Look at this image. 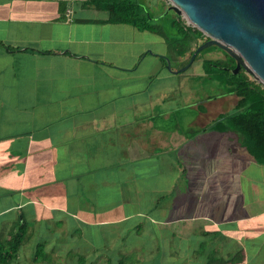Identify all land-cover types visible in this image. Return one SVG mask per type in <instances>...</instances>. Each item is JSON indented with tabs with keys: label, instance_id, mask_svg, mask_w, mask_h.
<instances>
[{
	"label": "crops",
	"instance_id": "obj_1",
	"mask_svg": "<svg viewBox=\"0 0 264 264\" xmlns=\"http://www.w3.org/2000/svg\"><path fill=\"white\" fill-rule=\"evenodd\" d=\"M84 2L0 0V242L21 227L33 260L40 245L42 259L81 264L121 229L154 235L162 259L264 257V165L214 130L237 97L222 85L201 112L153 114L143 85L164 64L146 34L159 32Z\"/></svg>",
	"mask_w": 264,
	"mask_h": 264
},
{
	"label": "rangeland",
	"instance_id": "obj_2",
	"mask_svg": "<svg viewBox=\"0 0 264 264\" xmlns=\"http://www.w3.org/2000/svg\"><path fill=\"white\" fill-rule=\"evenodd\" d=\"M122 1L131 3L134 7L133 12L135 13V15L138 18L145 19L152 27L157 30V32H159L157 36L146 34V43L148 44V48H150L147 49V51H149L151 55L156 53L159 57H161L164 64L159 76H147L148 79L143 85V89L146 88V95H148V97H150V95H153L155 98L154 104L151 105L154 107V109L152 110L154 111L153 114L161 115L162 112L175 111L177 109L178 111L183 110L184 112H188L191 110L198 113V111L201 112L202 110H204V108L206 107L205 104L208 101L219 99L221 93H223L224 91V87L222 86V84L220 85L216 80L209 79V77L206 75V67L202 66V61L206 59L225 61L227 60L225 58L226 53L219 49L217 46H209L201 51L197 60L189 68L181 71L183 68L188 66L189 60L191 58V51L188 53V51L191 49V42H189L186 34L183 31L172 24L173 21H175V17L177 16L169 8L171 6V3L168 0ZM98 15L99 17H103L104 13H99ZM180 19L186 27H189L190 29L194 28L189 23H187V20L183 15L180 16ZM143 69L144 68H141V70H139L140 73L141 71H143ZM213 72L217 73V70L213 69ZM231 99V101H228V107L221 105L223 110H225L224 112L227 116L236 111L235 109L230 108L233 104H235L236 98L233 97ZM215 106V103L211 104V107ZM149 110L150 108L148 107L147 111L149 112ZM196 113L189 116V118H192L194 115H196ZM194 129H196L197 131ZM203 132L207 131L203 128H194V126H191L189 128V133L190 135H193V137L195 134H202ZM203 148L205 151H203L202 147H198L199 151L195 150L194 154L204 153L205 155L203 154V156L209 158L208 152H206L207 147L203 146ZM220 151H222L221 148ZM202 160L203 158L201 155H196V157H194V161L196 164L202 163ZM119 232L120 234H115L116 236L114 243L109 241L111 246L110 250H104L102 251V253H95V255L90 254L85 258H80V263L204 264L205 258H200L196 255L193 258L185 257L180 259H162L159 257V253L153 251L154 247L157 246L154 235L151 237H147V239L143 235L136 236L133 233H130L131 235L128 234L125 237V235H123V233L121 232V229H119ZM142 238L147 239V241L146 246L141 252L136 251L130 253L128 250L126 252L123 251V249L126 248L128 244L132 246H134L135 244H141L144 246ZM32 244L34 243H31V246ZM121 245H123L124 248L120 251ZM37 247V258L35 260H33L32 258L33 255H26L27 253H24L23 249L19 250L18 248L17 252H20L21 256L19 255L17 258L14 257L9 264H35V262H37L38 264H58L59 262L65 263L66 261H72L73 264H77L78 262L79 264L78 260H65V258L42 259L40 253H42L43 251H41L40 245H37ZM31 253L34 254L32 251ZM248 256L242 264H264V257L257 259ZM234 263L239 264L236 263V261ZM0 264L5 263L1 262Z\"/></svg>",
	"mask_w": 264,
	"mask_h": 264
},
{
	"label": "trees",
	"instance_id": "obj_3",
	"mask_svg": "<svg viewBox=\"0 0 264 264\" xmlns=\"http://www.w3.org/2000/svg\"><path fill=\"white\" fill-rule=\"evenodd\" d=\"M84 6L106 12L108 15L106 22L108 23L127 24L141 31L157 34V30L145 19L138 18L135 15L133 12L134 7L129 2L122 0H85ZM169 8L177 16L172 24L186 34L189 42L195 41L202 44L208 40L196 28H191V30L186 27L182 23L180 15L171 6ZM200 53L195 56L193 62L197 60ZM225 58L227 59L225 61H202L203 66L206 67V75L209 79L221 83L226 88L227 95H233L238 99L236 111L217 119L214 123L216 124L214 130L236 134L239 138V143L253 160L264 165V87L252 79L243 69H240L237 74H233L236 65L235 61L227 54H225ZM213 69L217 70V73H214ZM23 234L24 232H21L20 227L11 236L10 241L0 242V263L9 264L17 255L18 248L23 243ZM235 261H237L236 258H208L205 264H232Z\"/></svg>",
	"mask_w": 264,
	"mask_h": 264
},
{
	"label": "water",
	"instance_id": "obj_4",
	"mask_svg": "<svg viewBox=\"0 0 264 264\" xmlns=\"http://www.w3.org/2000/svg\"><path fill=\"white\" fill-rule=\"evenodd\" d=\"M168 1L208 38L193 52L188 66L204 48L217 46L235 61L233 74L243 69L264 87V0Z\"/></svg>",
	"mask_w": 264,
	"mask_h": 264
},
{
	"label": "bare ground",
	"instance_id": "obj_5",
	"mask_svg": "<svg viewBox=\"0 0 264 264\" xmlns=\"http://www.w3.org/2000/svg\"><path fill=\"white\" fill-rule=\"evenodd\" d=\"M183 15H184V14H183ZM184 17L186 18L187 22H188L189 24H191V21L187 19L186 15H184Z\"/></svg>",
	"mask_w": 264,
	"mask_h": 264
},
{
	"label": "built area",
	"instance_id": "obj_6",
	"mask_svg": "<svg viewBox=\"0 0 264 264\" xmlns=\"http://www.w3.org/2000/svg\"><path fill=\"white\" fill-rule=\"evenodd\" d=\"M68 14H69V11H68Z\"/></svg>",
	"mask_w": 264,
	"mask_h": 264
}]
</instances>
